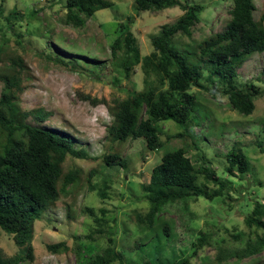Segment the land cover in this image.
<instances>
[{
	"label": "rangeland",
	"instance_id": "374dc122",
	"mask_svg": "<svg viewBox=\"0 0 264 264\" xmlns=\"http://www.w3.org/2000/svg\"><path fill=\"white\" fill-rule=\"evenodd\" d=\"M63 1L0 0V74L6 73L11 60L20 59L24 66V89L16 102L20 112L40 111L49 115L42 123L29 115L24 123L68 133L74 150L87 156L86 159L67 157L62 164V175L75 173L77 179L64 191L60 190L62 179L58 183V201L33 224L32 260L24 259L21 264H78L90 260L107 245L108 236L92 241L84 239L95 229L94 219L99 218L109 227H115L112 237L125 264L151 260L147 252L154 248L150 245L155 241L162 250L155 255L157 263L176 261L179 256L191 254V245L200 234L208 236L209 246L193 255L191 264H218L219 250L226 255L243 249L248 240L253 241L255 234L261 233L254 228L247 229L244 219L254 203L264 204V153L259 151H264V52L250 56L236 70L238 89L247 90L253 84L258 90L259 97L254 101L251 115L245 117L235 112L223 95V86L208 82L204 73L200 86L189 92L207 113L206 118L195 120L197 124L192 123L187 131L172 123L158 125L160 140L166 149L186 148L187 157L195 165H200V159L205 158L213 162L212 169L223 170L224 155L230 148H242L249 160L244 180L228 178L232 183L225 197L211 201L189 197L161 205L155 226L148 229L136 221V215L145 214L148 208L140 185L148 182L162 152L148 151L142 140L117 142L109 136L113 100L143 88L139 66L127 80L113 72L110 43L117 36V24L130 19V31L138 51L146 56L152 51L150 38L159 33L162 25L174 24L183 12L179 7L137 12L133 0H106L112 3V8L96 12L83 27L75 28L66 24ZM186 2L202 5L204 11L198 15L190 39L177 34L172 42L179 49L189 45L192 50L204 38L224 29L232 0ZM252 2L253 20L264 28V0ZM49 57L62 59L71 70L48 61ZM2 88L0 80V93ZM196 111L192 115H197ZM181 132L186 136H175ZM194 143L198 149L192 148ZM106 155H116L117 159L106 165L103 161ZM121 161L124 168L118 165ZM233 173L238 176L237 171ZM213 188L210 184L209 189ZM101 192L104 198L99 196ZM84 208L91 209L93 216L84 213ZM163 225L168 227V242L161 232ZM60 243L68 250L60 249L57 253L47 250V246ZM77 245L81 247L79 261L74 252ZM0 249L7 257L18 254L11 236L1 230ZM220 264H264V252L242 261L226 256Z\"/></svg>",
	"mask_w": 264,
	"mask_h": 264
},
{
	"label": "trees",
	"instance_id": "16d2710c",
	"mask_svg": "<svg viewBox=\"0 0 264 264\" xmlns=\"http://www.w3.org/2000/svg\"><path fill=\"white\" fill-rule=\"evenodd\" d=\"M63 4L66 24L75 28L83 27L96 12L113 7L106 0H65ZM133 4L137 12H157L173 7H179L183 12L174 24L162 25L159 33L150 38L152 51L146 56H141L138 51L130 31V19L117 24V36L110 43V65L113 72L117 77L127 80L133 69L139 66L143 74V88L123 99L113 100L110 109L113 121L108 128L109 136L117 142L142 140L148 151L162 152L159 163L151 169L148 182L140 185L146 196L147 211L143 215H136L137 223L152 229L161 205L189 197H202L210 201L225 197L230 189L228 185L232 183L228 178L244 180L249 160L242 148H230L224 155L223 170L218 167L212 169L213 162L205 158L200 159V165H195L187 157L186 148L166 149L160 140L158 125L172 123L187 131L192 123L197 124L195 120L206 118L207 113L196 104L194 96L189 92L193 87L200 86L199 81L204 73L208 82L223 86V95L235 112L245 117L251 115L259 93L253 84H249L247 90L238 89L235 85L236 70L250 56L264 52V28L261 23L253 20L255 6L252 0H232L229 19L220 33L204 38L192 50L189 45L179 49L173 44V37L181 34L191 38V29L198 22V15L204 11L202 5L189 4L186 0H133ZM47 60L70 69L58 57H49ZM23 67L20 59L11 60L6 73L0 74L3 83L0 93V230L11 236L18 248V254L11 257L4 256L0 249V264H21L24 259L32 260L34 222L39 221L43 212L58 201L60 180V190L64 191L73 186L77 179L75 173L63 176L62 164L67 157L87 158L83 152L74 150L73 139L68 133L24 123L25 117L29 115L37 123L44 122L49 115L40 111L20 112L16 102L24 89ZM195 110L197 115H192ZM175 136L186 134L181 132ZM256 145L261 148L260 142ZM192 148L198 149V146L194 143ZM259 151L264 153L262 149ZM115 159L116 155L103 156L106 165H111ZM118 165L125 167L122 161ZM233 171H237L238 176ZM223 175L228 176L225 178ZM210 184L214 186L213 189H209ZM99 196L104 198L102 192ZM83 211L93 216L91 209L84 208ZM100 214L104 215L103 211ZM101 219H94L95 229L84 239L92 241L108 236L107 245L86 261H79L81 247L77 245L74 252L78 264H125L112 237L115 227H109ZM244 225L247 229L254 228L261 233L255 234L253 241L248 240L243 249L226 255L219 250L216 257L218 264L226 256L242 261L264 252L263 203L253 204L244 219ZM161 232L168 242V227L163 225ZM156 242H152L150 246L154 248L147 252L151 260L146 259L142 264H191V257L209 246L208 236L200 234L191 245L190 255L179 256L176 261L157 263L155 255L161 247ZM60 249L68 250L61 243L47 246L49 252L57 253Z\"/></svg>",
	"mask_w": 264,
	"mask_h": 264
}]
</instances>
